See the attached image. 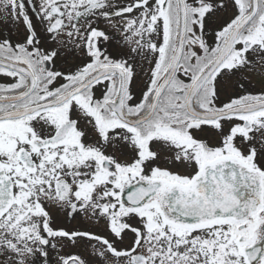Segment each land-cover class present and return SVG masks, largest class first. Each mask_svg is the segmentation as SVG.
Masks as SVG:
<instances>
[{
	"label": "snow or ice",
	"instance_id": "6c2138e0",
	"mask_svg": "<svg viewBox=\"0 0 264 264\" xmlns=\"http://www.w3.org/2000/svg\"><path fill=\"white\" fill-rule=\"evenodd\" d=\"M0 17V264H264V0Z\"/></svg>",
	"mask_w": 264,
	"mask_h": 264
},
{
	"label": "flooded vegetation",
	"instance_id": "af4514ba",
	"mask_svg": "<svg viewBox=\"0 0 264 264\" xmlns=\"http://www.w3.org/2000/svg\"><path fill=\"white\" fill-rule=\"evenodd\" d=\"M9 30H11L12 34L14 35L16 26L13 25L10 20L7 23H5L4 19L0 17V32L4 34H8ZM0 82H4V77L0 76ZM70 251H72V249H70ZM54 259H55V256L53 255V260Z\"/></svg>",
	"mask_w": 264,
	"mask_h": 264
}]
</instances>
